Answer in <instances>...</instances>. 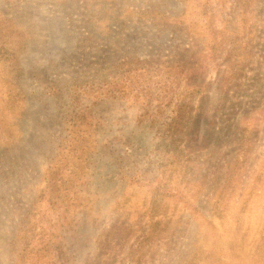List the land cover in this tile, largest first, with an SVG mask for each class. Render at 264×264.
<instances>
[{"label":"rangeland","instance_id":"obj_1","mask_svg":"<svg viewBox=\"0 0 264 264\" xmlns=\"http://www.w3.org/2000/svg\"><path fill=\"white\" fill-rule=\"evenodd\" d=\"M195 1L0 0V44L10 51L0 60V264H21L22 237L51 214V180L64 162L86 169L61 196L78 221L76 264H186L196 251L207 255L202 264H264V0L233 84L227 61L217 70L205 60L214 83L201 97L187 95L177 123L168 100L97 89L135 56L190 64L196 36L182 51L187 30H160L152 13L189 23ZM238 4L215 10L233 18L230 35L250 31L238 23ZM74 107L91 122L84 144L72 139ZM53 215L62 232L67 220ZM157 221L158 235L146 240Z\"/></svg>","mask_w":264,"mask_h":264},{"label":"trees","instance_id":"obj_2","mask_svg":"<svg viewBox=\"0 0 264 264\" xmlns=\"http://www.w3.org/2000/svg\"><path fill=\"white\" fill-rule=\"evenodd\" d=\"M229 1L196 0L189 23L181 16L173 17L154 11L152 13V20L160 30L169 24L173 25L174 28L178 27V30H187L191 43L189 47L182 48V51L187 52L192 47L193 38L190 34L196 36V39H198L199 55L192 52L191 57H189L190 64L187 66L184 60H173L171 57L163 59L160 56H135L130 58L133 64L125 62L120 73H111L109 74L110 77H107L105 80H103L104 77L98 80L97 89L100 90V94H102V88L105 86L107 88L125 87L132 99L140 98L142 100L144 98L149 102L168 100L170 103H174L175 106L169 116L171 123L175 124L179 120V112L181 111L182 114L184 111L182 101L187 98V95L201 97L206 94L214 83L212 78L206 77L205 72L208 70V64L205 63V60L212 64V68L213 64L217 65V70H220L224 61H227L226 65L229 66V69L226 72V79L227 82L230 81L233 84L236 78L235 66L244 52H242V49L245 47L243 44L247 43L250 39L249 37L245 39V37L249 35L253 28V17H256L258 0H239L241 4H238V8H243V10L238 11L236 18L238 19V23H248L250 31L234 35H230L232 33L231 29L225 26V24L231 23L233 18L223 15L219 16L215 12L217 9H225ZM175 32L177 33V30ZM1 45L0 60H6L10 51ZM194 56L198 57L192 58ZM183 80L185 81L183 82ZM222 81L226 82L225 79ZM76 86L80 88L79 84ZM175 90H179V92H175ZM84 94L87 95L88 93ZM70 114L73 115V122L76 124L78 121L79 123L78 129L75 130V135L72 139L79 140L84 144L85 140L81 131H90V119L85 112H77L76 107H74ZM74 140H72L74 145H81L75 143ZM72 150H75V147H72ZM83 158L82 153H75L76 161L86 162ZM61 168L59 170L60 177H54L51 180L53 187H56L57 191V195H49L47 202L48 212L50 210L51 214H43L41 217H36L22 237L18 252L21 264H76V253L73 250L74 239L71 237V233L76 231L74 228L77 227L78 221H74V217H70V215L63 212V210L68 212L69 209H63L62 205L66 200L61 196H64V193H62L63 189L67 193L70 189H75V178L80 180L82 173L84 174L86 169L67 167L65 162ZM157 184L159 185L153 187L152 197L154 200L160 194L161 190L159 188L164 185L160 181ZM72 193L74 192L72 191ZM68 200H70L69 196ZM54 213H56L57 217L67 220L68 225L66 228H63L62 232H58L54 226L56 221ZM48 216L51 223H48L47 219L45 220ZM161 224L160 221H157L149 225L146 240L150 238L153 240L158 235ZM185 252L186 257L188 251ZM194 253L196 255L191 258L190 262H186V264H202L201 260L207 259V255L204 257L203 253L201 256H197V251Z\"/></svg>","mask_w":264,"mask_h":264}]
</instances>
